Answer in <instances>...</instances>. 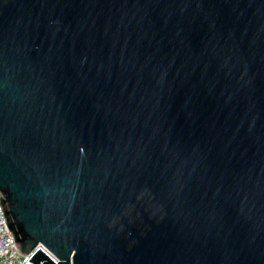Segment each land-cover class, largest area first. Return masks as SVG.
<instances>
[{"label":"water","instance_id":"1","mask_svg":"<svg viewBox=\"0 0 264 264\" xmlns=\"http://www.w3.org/2000/svg\"><path fill=\"white\" fill-rule=\"evenodd\" d=\"M0 211L31 264H264V0H0Z\"/></svg>","mask_w":264,"mask_h":264},{"label":"built area","instance_id":"2","mask_svg":"<svg viewBox=\"0 0 264 264\" xmlns=\"http://www.w3.org/2000/svg\"><path fill=\"white\" fill-rule=\"evenodd\" d=\"M38 248L47 254L43 248ZM30 259L31 255H28L25 259H23L14 251L11 235L5 226L0 211V264H31Z\"/></svg>","mask_w":264,"mask_h":264}]
</instances>
